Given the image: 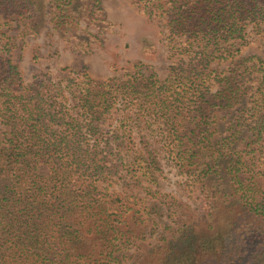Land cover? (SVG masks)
I'll list each match as a JSON object with an SVG mask.
<instances>
[{
  "label": "trees",
  "instance_id": "16d2710c",
  "mask_svg": "<svg viewBox=\"0 0 264 264\" xmlns=\"http://www.w3.org/2000/svg\"><path fill=\"white\" fill-rule=\"evenodd\" d=\"M48 1L72 49L89 53L68 24L76 0ZM136 3L168 20L164 78L136 63L103 81L26 83L0 28V264H121L149 209L109 183L157 181L162 149L200 182L205 208L133 264H264V59L241 55L264 32V0ZM0 5L40 20L34 0Z\"/></svg>",
  "mask_w": 264,
  "mask_h": 264
},
{
  "label": "rangeland",
  "instance_id": "374dc122",
  "mask_svg": "<svg viewBox=\"0 0 264 264\" xmlns=\"http://www.w3.org/2000/svg\"><path fill=\"white\" fill-rule=\"evenodd\" d=\"M34 2L40 13L36 26L0 5V28L9 36L12 60L24 82H30L40 73L62 78L71 72H86L93 79L103 81L124 75L136 63L162 78L168 75L171 63L168 20L144 12L136 0H100L104 13L97 12L94 0L75 1L68 24L72 33L88 40L90 52L85 54L74 51L68 37L55 26L52 3L48 0ZM262 34L264 32L253 33L257 41L244 47L241 55L258 54L264 59ZM218 62L220 64L215 65L220 70L228 64V61ZM5 129L0 121V139ZM262 156L260 169L264 170V154ZM159 158L161 171L157 173V181L130 174L109 183L117 190L142 196L149 209L145 234L122 250L121 264H133L140 253L162 244L182 220L195 218L204 211L200 182L172 161L165 149L161 150Z\"/></svg>",
  "mask_w": 264,
  "mask_h": 264
}]
</instances>
